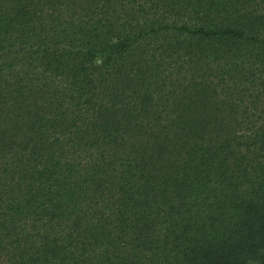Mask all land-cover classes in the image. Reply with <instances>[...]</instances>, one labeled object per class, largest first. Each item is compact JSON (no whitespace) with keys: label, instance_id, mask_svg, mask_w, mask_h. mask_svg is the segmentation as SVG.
<instances>
[{"label":"trees","instance_id":"1","mask_svg":"<svg viewBox=\"0 0 264 264\" xmlns=\"http://www.w3.org/2000/svg\"><path fill=\"white\" fill-rule=\"evenodd\" d=\"M0 264H264V0H0Z\"/></svg>","mask_w":264,"mask_h":264}]
</instances>
